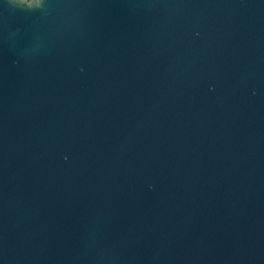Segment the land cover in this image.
<instances>
[{
	"label": "water",
	"instance_id": "1",
	"mask_svg": "<svg viewBox=\"0 0 264 264\" xmlns=\"http://www.w3.org/2000/svg\"><path fill=\"white\" fill-rule=\"evenodd\" d=\"M0 264H264V0H0Z\"/></svg>",
	"mask_w": 264,
	"mask_h": 264
}]
</instances>
